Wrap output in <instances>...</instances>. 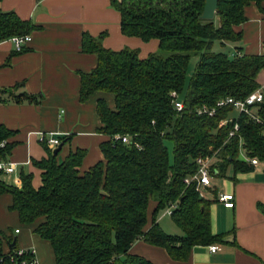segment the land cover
<instances>
[{
  "label": "trees",
  "instance_id": "1",
  "mask_svg": "<svg viewBox=\"0 0 264 264\" xmlns=\"http://www.w3.org/2000/svg\"><path fill=\"white\" fill-rule=\"evenodd\" d=\"M262 1L219 0L215 17L206 20L200 17L205 0H112L123 34L159 41L158 51L145 58L137 49L114 51L102 46L101 37L83 36L82 49L95 53L98 63L80 74L79 100L96 91L114 99L113 108L105 99L97 100L98 131L109 137L101 143L103 160L82 172L84 149L76 148L64 158L59 151L49 153L33 161L40 170L38 187L32 185V173L21 172L16 186L0 171V193L11 195L10 209L21 223L34 225L33 232L50 242L56 264H153L129 252L137 240L185 260L192 246L222 240L211 231L210 201L183 179L196 171V158L215 152L212 168L217 174L225 175L228 167L234 173L250 170L252 166L238 158L241 146L248 156L264 162V99L254 106L262 123L245 113L233 115L231 105L216 108L211 116L199 113L204 106L212 108L226 97L244 99L259 88L256 78L264 71V55H228L212 47L215 41H238L241 32L235 27L246 19L244 7ZM34 28L13 12H0V40L27 35ZM194 55L199 60L186 83ZM18 88H0V94L8 95L0 101L37 102V96L25 91L16 94ZM174 92L179 99L185 92L179 112L172 104ZM223 119L231 120L220 126ZM235 121L239 128L229 136ZM14 133L0 124V160H7L14 146L8 139ZM123 136L129 138L127 143ZM166 140L174 144L173 162ZM151 200L156 202L154 222L146 230ZM172 203L170 217L182 234L167 233L156 221L158 212ZM13 240L0 238V264H11L8 256L18 250L16 242L10 246Z\"/></svg>",
  "mask_w": 264,
  "mask_h": 264
},
{
  "label": "crops",
  "instance_id": "2",
  "mask_svg": "<svg viewBox=\"0 0 264 264\" xmlns=\"http://www.w3.org/2000/svg\"><path fill=\"white\" fill-rule=\"evenodd\" d=\"M0 12H13L35 26L20 52L10 37L0 40V88L18 85L16 94L25 91L38 97L37 102L0 101V124L15 131L8 139L14 146L6 160L14 170L3 174V179L19 186L21 172H29L32 185L38 187L40 170L33 161L47 157L60 143L59 158L76 148L84 149L80 170H87L103 160L101 143L109 139L98 131L97 100L103 98L113 108L114 99L109 93L96 91L85 101L79 100L80 74L98 63L95 53L82 49L83 36L101 37L102 46L114 51L137 49L140 58L156 52L159 41L123 34L120 12L112 0H0ZM244 16L245 21L235 27L241 38L225 45L232 48V54L264 55V1L245 6ZM256 80L264 89L263 70ZM0 97L8 95L1 93ZM67 137L66 142L61 141ZM49 138H58L60 143L54 147L46 142ZM243 153L240 147L238 158L251 169L231 174L227 169L223 176L214 169L205 192L210 201L211 231L222 237L220 242L192 246L185 260L173 259L164 247L142 240L135 241L129 252L153 264H264V162L259 160L253 166L244 160ZM220 193L230 195V201H218ZM11 203L9 193H0V238L13 237L18 249H34L38 264H56L50 242L33 232L34 225L21 223L18 213L10 209ZM155 208L156 202L151 200L146 230L152 227ZM166 215H157L160 227L170 234H182L172 218V226L167 227ZM211 245L217 250L210 251Z\"/></svg>",
  "mask_w": 264,
  "mask_h": 264
},
{
  "label": "built area",
  "instance_id": "3",
  "mask_svg": "<svg viewBox=\"0 0 264 264\" xmlns=\"http://www.w3.org/2000/svg\"><path fill=\"white\" fill-rule=\"evenodd\" d=\"M12 43L14 44L16 51H21L23 47L28 43L30 40L29 35H14L10 37ZM172 104L176 111H181L183 109V102L177 97L176 92L172 93ZM264 99V92L262 88H257L252 91L248 96L244 99H236L233 97H226L217 101L216 105L212 108L204 106L202 109L199 110V113L214 115L216 108H220L226 105L233 106L234 110L238 113H245L250 116L255 122L262 123L261 119L254 111L255 104L261 102ZM228 120L231 119H223L220 121L219 125H225ZM239 126L237 121H235L232 130L229 132V136L234 135ZM263 134H264V125H263ZM118 138V137H117ZM122 141L127 143L129 138L127 136H123ZM46 142L54 147L60 143L58 138H49ZM4 141L1 142V146H4ZM241 146V145H240ZM241 148H243L241 146ZM217 158L216 152L211 155H206L202 157L196 158V171L192 174H188L184 177L183 182L185 185H193L195 190L198 192L199 196L202 198H206V189L211 184V178L214 173V169L212 168L214 162ZM243 158L245 161L249 162L251 165L256 166L259 163V159L257 157L248 156L246 153H243ZM13 165L6 161L0 160V171L3 174H9L13 172ZM218 201L220 202H228L230 201V195L227 193H220L217 197ZM175 207V203L170 204L165 208L164 214L170 215L173 208ZM18 230H16L17 232ZM216 245L210 246V251L214 252L217 250ZM8 260L11 264H38V260L35 256L34 249H18L15 251V254H9Z\"/></svg>",
  "mask_w": 264,
  "mask_h": 264
},
{
  "label": "rangeland",
  "instance_id": "4",
  "mask_svg": "<svg viewBox=\"0 0 264 264\" xmlns=\"http://www.w3.org/2000/svg\"><path fill=\"white\" fill-rule=\"evenodd\" d=\"M217 19H216V23H217ZM159 49V48H158ZM157 49V51H158ZM213 50L215 51H222V52H225L227 53L228 55H232V48H230V46L228 44H226L225 46L224 45H221L218 41H215L214 44H213V47H212ZM198 60H199V57L197 55H194L191 57L190 61H189V65H188V69H187V74H186V83H188V81L190 80L191 76L193 75V73L195 72V69H196V66H197V63H198ZM186 88V87H185ZM184 93L183 92L181 95H180V99H181V96H184ZM233 115H236V111L233 112ZM166 145H167V149H168V153H169V159L171 162H173V148H174V144L171 140H166L165 141ZM233 172L232 168H228V173L231 174ZM165 211V208H162L159 212H158V215L159 216H162L163 212ZM165 219V223L166 224H169L167 227L170 228V224L172 226L173 222H172V219L170 217V215H166L164 217Z\"/></svg>",
  "mask_w": 264,
  "mask_h": 264
},
{
  "label": "water",
  "instance_id": "5",
  "mask_svg": "<svg viewBox=\"0 0 264 264\" xmlns=\"http://www.w3.org/2000/svg\"><path fill=\"white\" fill-rule=\"evenodd\" d=\"M219 0H205L204 9L200 17L202 19L211 20L215 17V12L218 6ZM62 144L60 143L54 150L53 154H57L60 151ZM15 245V239L11 242L10 246Z\"/></svg>",
  "mask_w": 264,
  "mask_h": 264
}]
</instances>
